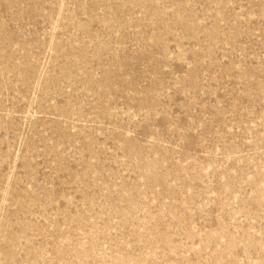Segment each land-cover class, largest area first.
Masks as SVG:
<instances>
[{
  "label": "rangeland",
  "instance_id": "1",
  "mask_svg": "<svg viewBox=\"0 0 264 264\" xmlns=\"http://www.w3.org/2000/svg\"><path fill=\"white\" fill-rule=\"evenodd\" d=\"M0 264H264V0H0Z\"/></svg>",
  "mask_w": 264,
  "mask_h": 264
}]
</instances>
